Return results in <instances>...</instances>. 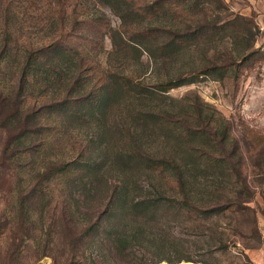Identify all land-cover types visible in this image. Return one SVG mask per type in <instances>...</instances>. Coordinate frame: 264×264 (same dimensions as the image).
I'll list each match as a JSON object with an SVG mask.
<instances>
[{
  "label": "rangeland",
  "instance_id": "374dc122",
  "mask_svg": "<svg viewBox=\"0 0 264 264\" xmlns=\"http://www.w3.org/2000/svg\"><path fill=\"white\" fill-rule=\"evenodd\" d=\"M129 1L133 2L135 12H140L135 8L144 9L158 0ZM168 4L158 5L151 16L138 21L133 19V22L127 18L123 21L117 15L114 9L124 10L125 6L115 0V8L98 0H0V52L4 41H8L0 59V264H264V217L260 213L264 207V179L256 176L257 169L253 166L257 159L264 170V0H182ZM62 15L67 25L74 18L82 22L76 35L67 42L77 48L85 64L90 66L88 73L93 74L92 83L107 73L120 72L154 85L211 63L238 62L246 52L253 51L238 69L233 64L222 75H202L193 83L169 90L166 102L155 99L152 103L163 108V103L168 104V108L175 105L190 108L197 98L206 111L213 110L227 125L230 142L227 149L235 146V154L243 156V174L255 191L254 198L247 204L257 211L260 237L250 231V212L223 210L205 215L183 209L176 213L173 205H169L161 229L158 227L143 239L129 237L124 248L115 249L101 234L78 236L79 247L75 251L72 249L74 235L67 228L68 222L72 218L84 222L87 207L96 208L102 201L103 186H90L88 190V186L80 185L76 194L80 192L85 202L76 207L75 190L69 195L65 178L51 177L41 185L45 193L42 200V195L38 194L20 207V193L25 194L36 172L43 169L45 157H68L74 147L83 148L85 157L96 164L105 157L96 117L84 115L71 120L60 111L48 114L49 111L43 109L64 95L62 89H58L61 83L54 80L57 72L50 77L43 72L44 68L53 67L49 61L45 63L47 66L29 71L26 83L20 88L18 69L23 63L24 50L52 40ZM232 16L250 20L251 32L240 36L228 32L214 43L191 41L179 52L169 55L161 52V46L172 36L167 31L183 35L196 24L214 20L220 24ZM145 29L151 31V37L146 44L149 47L142 48L141 54L131 49L123 54L114 52L109 38L111 32L117 31L128 40ZM102 30L105 33L101 35ZM115 37L118 40V35ZM55 69L61 76L63 72L70 75L74 72L73 61L62 59ZM18 102L21 114L14 109V103ZM40 108L42 116H36ZM117 119L112 115L107 121L111 130L119 123ZM24 125L34 131L21 137L16 146H22L23 150L27 144L36 142L39 134H44L48 145L53 147L40 153L39 149L20 152L15 148L17 163L8 166L3 159L5 142L10 136L20 135ZM40 125L48 130L41 132ZM147 138L143 142L147 152L169 155L170 150L163 144ZM191 144L213 152L199 138L194 137ZM47 151L50 154L44 155ZM198 156L197 152L195 161L187 156L188 159L181 162L186 174L184 188L192 200L209 204L235 197L238 185L231 184L223 166L212 165L205 155ZM116 178L111 174L108 181ZM137 183L143 189H135V196L150 193L152 197L160 192L173 199L175 206L182 197L175 176L168 169L143 171ZM68 203L71 214H68L71 212ZM63 207L67 209L65 217Z\"/></svg>",
  "mask_w": 264,
  "mask_h": 264
},
{
  "label": "trees",
  "instance_id": "16d2710c",
  "mask_svg": "<svg viewBox=\"0 0 264 264\" xmlns=\"http://www.w3.org/2000/svg\"><path fill=\"white\" fill-rule=\"evenodd\" d=\"M98 1L103 4H110L112 8L116 7L113 6V0ZM115 1L125 6L124 10L117 8L116 11L114 9L123 21L125 18L127 21L131 19L138 21L151 16L156 7L169 5L168 3L177 4L182 0H158L152 5H146L145 12L139 7L135 9L140 10V12H135L133 2L129 0ZM225 19L220 24L216 23V20L205 24H196L189 29L187 34L183 35L178 32L167 31L172 33V36L161 46V52L164 51L165 55L179 52L191 41L214 43L222 39L228 32L234 36L251 32V21L247 18L232 16ZM64 21L65 16L62 15L60 21L57 22L56 36L52 40L42 46H29L24 50L23 63L18 69V78L21 81L20 88L22 89L26 83L29 71L38 70L43 65L47 66L45 63L49 61L53 67L51 69L46 67L43 72L45 76L49 77L53 76V72H57L54 80L61 83L58 89H62L64 95L60 100L54 101L51 106L43 109H47L48 114L60 111L67 119L71 120L82 118L84 115L96 117L99 123L100 142L104 144L105 157L100 160L101 163L96 164L94 160H88L85 157L83 148L76 149L75 147L68 157H45L43 169L36 172L25 194L20 193V207L38 194L45 195L41 185L51 177L65 178V184L70 190L69 195H73L74 190L76 194V189L80 185H83V188L88 186L86 187L88 190L90 186H103L102 201L96 208L87 207L84 213V222H78L73 218L68 222L67 228L68 230L70 228L72 235H74L72 249L75 251L79 247L76 242L78 236L83 238L101 234L111 242L115 249L124 248L129 237L143 239L147 234L154 233L158 227L161 229L160 224L168 212L169 205H173V210L175 209L176 213L183 209L205 215L223 210L244 211L246 214L250 212L252 216L250 231L260 237L257 226V211L247 204L254 198L255 191L251 189L246 175L243 174V156L235 154V146L232 149H227V144L230 143L227 125L214 115L213 110L206 111L197 98L193 100L190 108L176 105L168 108L169 105L166 103H163L165 105L163 108L160 104L152 103L155 99H160L161 103L166 102V99H169L167 96L169 90L193 83L202 75L211 77L215 73L222 75L233 64L238 69L241 63L253 54V51L246 52L238 62L211 63L208 66L200 67L198 70H190L185 74L161 80L154 85H148L131 75L120 72L107 73L105 77L103 76L100 80L97 78L92 83L93 74L88 73L90 66L85 64L84 58L77 51V48L67 42L76 35V29L82 22L74 18L70 21V25H67ZM103 32L104 30L100 34L102 35ZM150 32L146 29L139 31V33H135L134 37H129L127 40L117 31H113L109 34V38L113 43L115 53L123 54L131 49L137 51V54H141L142 48L147 49L149 47L146 44L150 43ZM115 34L118 35V40ZM6 41H4V47L0 52V59L8 47V41ZM62 59L73 61L74 72L72 74L66 75L67 72L62 71L64 76H61V73L55 69L56 66L59 67ZM20 102L22 103V100ZM14 109L21 114L19 102L16 105L14 103ZM40 111L42 108L36 110L35 115L42 116ZM31 115L34 114L31 113ZM112 115L114 118H118L119 123L111 130L107 126V121ZM38 129L41 132L44 129L48 130L41 125ZM33 131L34 129L31 130L24 125L20 135L10 136L5 142L3 159L8 166H14L17 163V159L14 158L15 148L20 152L39 149L38 152L40 153L53 147L48 145L45 136L43 137L44 134H39L37 141L27 144L23 150L21 149L22 146H16L21 137L30 135ZM147 137L154 138V141L160 143L161 146L163 144V147L170 150L169 155L166 153L163 156H157L147 152L143 148V142L148 139ZM194 137L206 142L213 152L205 151L201 146L195 148L191 144ZM48 152L50 151L45 152L44 155L50 154ZM197 152L198 158L205 155V158L212 165L223 166L230 177L231 184L238 185L235 197L209 204L196 203L192 200L184 188L186 174L181 162L188 157L195 161V153ZM253 166L257 169L255 170L256 176L264 179V170H262L257 159L254 160ZM167 169L173 172L182 195L178 205L175 206L173 199L166 198L160 192L152 197L150 193L140 197L133 195L135 189H143L137 183L143 171L163 172ZM111 174H115L117 178L108 181ZM43 195L40 196L41 200ZM76 195L74 201L78 207L80 202L83 200L85 202V199H81L80 192ZM64 208L62 215L65 217L67 209ZM68 209L71 211L68 214L73 213L69 203ZM260 213L264 217V207Z\"/></svg>",
  "mask_w": 264,
  "mask_h": 264
},
{
  "label": "bare ground",
  "instance_id": "6f19581e",
  "mask_svg": "<svg viewBox=\"0 0 264 264\" xmlns=\"http://www.w3.org/2000/svg\"><path fill=\"white\" fill-rule=\"evenodd\" d=\"M180 264H188V263H180Z\"/></svg>",
  "mask_w": 264,
  "mask_h": 264
}]
</instances>
